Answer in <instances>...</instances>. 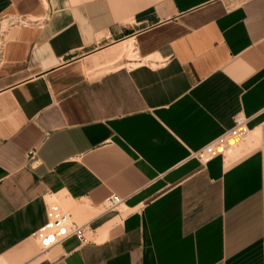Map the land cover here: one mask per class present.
<instances>
[{"label": "crops", "instance_id": "obj_1", "mask_svg": "<svg viewBox=\"0 0 264 264\" xmlns=\"http://www.w3.org/2000/svg\"><path fill=\"white\" fill-rule=\"evenodd\" d=\"M0 264H264V0H0Z\"/></svg>", "mask_w": 264, "mask_h": 264}, {"label": "built area", "instance_id": "obj_2", "mask_svg": "<svg viewBox=\"0 0 264 264\" xmlns=\"http://www.w3.org/2000/svg\"><path fill=\"white\" fill-rule=\"evenodd\" d=\"M251 135L249 118L238 114L233 118V124L221 134L209 142L189 153V158L196 159L201 164H206L212 158L224 155L238 142L248 139ZM27 161L30 166L39 164L36 149L32 148L26 152ZM122 198L110 194L103 201V210L111 211L117 208ZM46 222L35 233L34 238L40 250L60 243L65 239L74 238L79 244L89 240L90 230L85 224H77L70 215L61 209L54 201H48L45 206Z\"/></svg>", "mask_w": 264, "mask_h": 264}, {"label": "rangeland", "instance_id": "obj_3", "mask_svg": "<svg viewBox=\"0 0 264 264\" xmlns=\"http://www.w3.org/2000/svg\"><path fill=\"white\" fill-rule=\"evenodd\" d=\"M250 138H251V135L249 136V138H248V139L242 140V141H240L239 143H242V142H247V141H248ZM50 201H53V200L51 199ZM61 209H64V208L62 207Z\"/></svg>", "mask_w": 264, "mask_h": 264}]
</instances>
